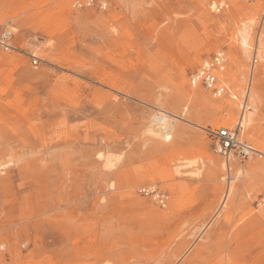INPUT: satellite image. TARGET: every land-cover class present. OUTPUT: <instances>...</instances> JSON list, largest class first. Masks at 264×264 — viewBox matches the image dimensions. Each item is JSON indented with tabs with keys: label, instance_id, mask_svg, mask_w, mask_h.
Returning a JSON list of instances; mask_svg holds the SVG:
<instances>
[{
	"label": "rangeland",
	"instance_id": "rangeland-1",
	"mask_svg": "<svg viewBox=\"0 0 264 264\" xmlns=\"http://www.w3.org/2000/svg\"><path fill=\"white\" fill-rule=\"evenodd\" d=\"M103 1L0 0V264H264V156L227 159L206 133L238 126L264 69V0ZM218 53L222 98L190 84ZM179 69L232 118L199 116ZM157 109L180 118L168 142L146 133Z\"/></svg>",
	"mask_w": 264,
	"mask_h": 264
},
{
	"label": "bare ground",
	"instance_id": "bare-ground-1",
	"mask_svg": "<svg viewBox=\"0 0 264 264\" xmlns=\"http://www.w3.org/2000/svg\"><path fill=\"white\" fill-rule=\"evenodd\" d=\"M211 7H213V6H211ZM247 29L244 28V29L239 31L238 35H236V38H235L236 42L232 48V53L234 56L238 57V60L241 59L240 55L249 56V53L252 50L251 45H252L253 40L250 37V34H249ZM258 56L263 59V44L262 43L259 45ZM206 62H208V61H206ZM206 62H204L202 65H204ZM225 62H226V58H225ZM225 66H226V63H225ZM261 69L262 68L255 69V70L253 69L254 72H253V79H252L251 84L249 86H247V84H245L244 85L245 87L244 88L242 87V90L239 91V92H241L239 94L241 96V99L244 100V101L240 102L241 111H242L240 117H238V118L235 117L234 119L229 118V119H230V121L233 122V124L235 123L236 125H238L241 128L240 136L242 135L243 138L246 137V139H251V140L253 139V141L256 144L257 149H255L251 145H249V146H251L254 149V151H255L254 153L262 154L261 157H263L264 156V136H263V132L260 129V118L264 114V111H262V99H261L262 96L260 95L261 94L260 92L263 88V83H264V72L262 71L264 69H262V70ZM224 70H225V68H224ZM179 71H180V73L179 72L178 73H179L180 78H181L179 88L182 90V92L184 94L183 95L184 98L187 97V99H190L191 101L194 100L196 102V104L199 107L197 110V113L199 116L202 114H208V112H209L211 115H213L214 113H218V114L225 113L226 116L232 118V115H233L232 110L238 106H235L233 102H229V103H226V102L220 103L219 102L217 104H213L212 102H210L207 95H202L199 98L194 99L193 95H192L193 90L188 89L186 86V83H185L186 81L185 82L183 81V79L186 76L185 75V69H182V70L179 69ZM224 72L225 71H222L219 73V75H218L219 80H220V75L223 74ZM223 77L227 78L228 76H223ZM195 90H197V88H195ZM263 91H264V89H263ZM231 98H233L234 100L235 99L239 100L240 97L238 98L236 96H233ZM179 119L180 118H178L177 116H172L163 110L157 109V112L153 116L152 121L150 122V125H149L146 133L148 132V134L151 137H153L154 139H158V140L160 139V140H164L165 142H168V141H170V139H172L171 136H172V129H173L174 123L176 120L178 121ZM222 121L224 122V120H222ZM227 123H230V122H227ZM198 127H200V126H198ZM241 139H242V137H240V140ZM217 151L220 152V149ZM230 156H231V153L229 155L227 154V159ZM228 168H229L228 162H223L221 165H219V169L221 171L227 170ZM215 176H217V175H215ZM231 190L232 189L230 188L229 194H230ZM199 255H200V252H199Z\"/></svg>",
	"mask_w": 264,
	"mask_h": 264
},
{
	"label": "built area",
	"instance_id": "built-area-1",
	"mask_svg": "<svg viewBox=\"0 0 264 264\" xmlns=\"http://www.w3.org/2000/svg\"><path fill=\"white\" fill-rule=\"evenodd\" d=\"M87 6L99 5L102 8L106 7L103 0H86ZM218 11L221 8H217ZM14 36L13 28L11 25H7L0 30V49L11 50L12 38ZM225 55L218 53L211 60L206 62L190 76V84L193 88L203 87L206 91L211 93L215 98H222L227 93L226 86L219 80V73L224 71ZM206 133L216 143V151L220 149V152L224 155L230 153H236L242 158H248L255 151L247 143L240 140L241 128L237 126L234 129L227 127H221L219 129L207 128ZM146 195H152L154 197H160V194L156 186H149L141 189Z\"/></svg>",
	"mask_w": 264,
	"mask_h": 264
}]
</instances>
